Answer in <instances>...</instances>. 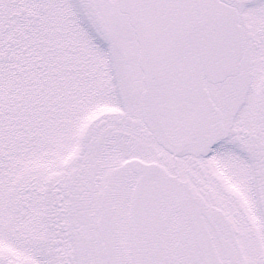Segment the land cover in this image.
I'll list each match as a JSON object with an SVG mask.
<instances>
[{
	"label": "snow or ice",
	"instance_id": "obj_1",
	"mask_svg": "<svg viewBox=\"0 0 264 264\" xmlns=\"http://www.w3.org/2000/svg\"><path fill=\"white\" fill-rule=\"evenodd\" d=\"M0 264H264V0H0Z\"/></svg>",
	"mask_w": 264,
	"mask_h": 264
}]
</instances>
